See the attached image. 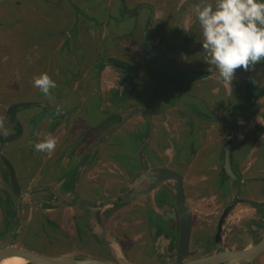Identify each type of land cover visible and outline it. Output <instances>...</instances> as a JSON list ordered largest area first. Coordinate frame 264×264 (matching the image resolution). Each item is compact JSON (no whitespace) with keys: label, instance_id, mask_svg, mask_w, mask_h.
Wrapping results in <instances>:
<instances>
[{"label":"flooded vegetation","instance_id":"af4514ba","mask_svg":"<svg viewBox=\"0 0 264 264\" xmlns=\"http://www.w3.org/2000/svg\"><path fill=\"white\" fill-rule=\"evenodd\" d=\"M214 1L173 2L177 13L173 12L175 20L167 23L168 31L161 34L162 45L150 42V27L147 30L146 27L148 13L152 15V10L155 29L168 15L165 1L161 11H157L159 7L145 2L130 4L126 0H95L92 4L95 6L97 2L102 13H91L92 16L86 17L76 10V18L72 14L74 21L71 23L76 22V28L70 25L71 29H66L65 26L58 32L55 30L53 35L51 30L42 29L39 33L35 31L33 38H23L20 34L24 30H14L19 32L23 42L18 45L13 38L11 41L25 50L16 53V58H23L22 63L32 67L34 75L46 70L34 65L39 55L44 53L52 57L53 65L47 71L57 77V87L51 94L52 99L61 101L60 104L71 96L67 81L74 76H58L56 69L59 67L62 72L63 68L70 69L57 60L71 41L68 38L72 37L76 46L72 52L68 49L69 59L77 64L76 69H80L78 73L73 69L72 74L75 77L77 74L81 83H85L82 91L74 96L86 98V102L93 99L99 102L101 113L98 120L92 121L89 109L74 117L78 107H45L40 100L46 97L41 96L43 93L36 90L30 78L23 77L18 66L13 68L11 62L6 63L5 57L0 56V85L4 87L0 89L1 133H18V124L9 121L8 110L16 103H26L16 114L22 126L20 137L15 141L0 142V249L11 243L42 255L92 257L85 251L89 248H85V244L92 243L101 251V259L116 264L124 263L119 258L126 261L128 257L138 258L139 250L143 253L139 257H155L159 264H179L180 210L191 222L188 254L182 261L226 249H244L263 238L264 61L251 71L238 69L231 82L222 80L215 65L208 64L209 57L203 51L202 32L193 10L190 19L187 14L177 15L186 6L191 8ZM143 4L144 7L136 10ZM16 5L21 3L16 2ZM106 9L112 12L107 14ZM106 17L113 22L117 34L100 41L95 32L97 28L90 25H105L99 21ZM92 18L94 24H88ZM124 21L128 22L129 28L117 30L116 25L124 26ZM136 22H139V28L143 27L139 36L132 34ZM65 23L70 24L69 19ZM74 29L75 35L70 34L69 31ZM145 32L150 46L162 50L180 67L205 76L182 81L159 70L157 55L149 52L145 45ZM58 34L61 38L52 40ZM47 37L57 43L36 42ZM107 41L114 45H107ZM105 50L111 54L105 56ZM195 51L201 59H195ZM132 53L144 59L153 70L168 74V86L176 85V81L190 85L194 90L190 101L192 112L182 113L186 106L184 102L181 104L179 100L172 101L159 92L155 93L157 88L160 91V78L144 79L147 77L142 71L144 67L136 62ZM186 59L191 61V67L180 63ZM5 68H9L7 73ZM107 68L115 73L121 88L112 86L105 93L101 92L102 74ZM12 74L16 77L9 78ZM148 84L153 85L152 89H148ZM24 90L26 100L19 99ZM3 95L9 100L3 99ZM4 106L7 108L2 114ZM28 108L36 111L28 112ZM24 114L29 117H26L27 125ZM39 118L45 119L44 123L38 121ZM48 133L58 139L55 151L38 152L35 143ZM128 133L140 141L134 156L118 140ZM24 136L28 141L22 148L19 140ZM122 150L130 160H119L118 153ZM27 158L32 160L30 166L25 164ZM130 162L137 166L132 168ZM8 164L16 174L19 193L13 186ZM166 170L183 180L182 207L178 203V177H169L171 175H166ZM162 172L166 179L162 177L156 188L145 193L155 183V175H162ZM143 192L140 197H130L133 193ZM150 194H153L152 202L148 203ZM138 200L144 201L134 203ZM33 228L43 232L37 236L39 239L47 237L59 243V252L36 250L19 243L22 233ZM151 247L157 250V255L153 254ZM128 248L133 251L132 255ZM263 254L255 259V264L260 262Z\"/></svg>","mask_w":264,"mask_h":264},{"label":"rangeland","instance_id":"374dc122","mask_svg":"<svg viewBox=\"0 0 264 264\" xmlns=\"http://www.w3.org/2000/svg\"><path fill=\"white\" fill-rule=\"evenodd\" d=\"M35 1L36 2H33V0H0V56L5 57L6 63L11 62L10 65L13 66V68L18 66L19 71L21 72L22 76L30 78V82H32V83H33V77L37 76V75H34V71H33L32 67H30L27 63L26 64L22 63L23 58H20V59L16 58V57H18L16 55V53H18L19 51H21L23 53V52H25V50L19 49L16 46L17 44L16 45L14 44V41L17 42L18 45L22 44L23 38H28L29 36H31V38H33L36 35L35 31H37L39 33V31H41L42 29L43 30H51L50 34L53 35L55 33V30H56V32H58V31L62 30L63 28H65V26H67L66 29H71V27L76 28V26L74 27V25H76V22H74L73 24H71V23L74 21L73 20L74 17H72V14H73V16L77 15V11L69 5L67 0H35ZM93 1H95V0H93ZM93 1H91V0H72L73 4L78 8V12L81 15L86 16V17H89V15L92 16L91 13L93 15L94 14L97 15L100 12L102 13V11H103L100 9L101 6H99L97 4V2L94 3L95 4V6H94L92 4ZM126 1L129 2L130 4H140V3H144V2L149 3V4H153L157 7H159V8H156L157 11L158 10L161 11V7L164 6L165 4H167L166 6L168 8V15L163 17L165 19L160 21L159 26H157L155 29V24H152V22H153V10H152V15L150 13H148L149 22H148V25L146 27V30H147V28L150 27L149 34H148L150 42L153 44L162 45L160 43L161 42L160 38L163 37L161 34L166 33L168 31L167 23L175 20V16H174L173 12L175 11L177 13V10L175 9L173 2H175V1L177 2L179 0H174V1L173 0H126ZM163 1H165V4L163 3ZM16 2H20L21 5L20 6L16 5ZM214 3H215V1L213 2V4ZM140 6L136 10H139ZM86 8L88 9V11L86 10ZM193 8H194V6L191 8H189V6H186L183 9V11L179 10L178 12H180L181 14H177V15L187 14L188 18L190 19L193 17V14H192V13H194V12H192ZM145 10L146 11L148 10L147 12H150V9L145 8ZM110 12H112L111 9H110ZM110 12L106 9L107 14H109ZM190 12H192V13H190ZM162 13H163V11L160 14H162ZM75 18H76V16H75ZM67 19H69L70 24L65 23V20H67ZM107 19H108V17L103 18V19L100 18L99 22H101V24L103 22L106 23L105 25H100V26L94 24L93 18H92V21L87 22L88 24H94V26L90 25V26H92L91 28H94V27L97 28V29H95L96 30L95 32H96V35H98L100 41L108 40V37L112 38L117 34V31L114 29L113 22L108 21ZM87 20H89V18H87ZM189 23H190V21L188 22V24ZM122 24H124V26L117 24L116 29L117 30H123V29L126 30L129 28V26H127V24H128L127 21L122 22ZM70 25H71V27H69ZM139 27H140L139 22L134 23L135 31H133L132 34L137 33V35L139 36V33L142 31V28H143V27H141V28H139ZM14 30H18V31L24 30L22 32V34H20L21 37H23V38H20L19 32H14ZM131 30H133V29H131ZM69 32H71L70 34L73 33V35H75L76 31L74 29V30H70ZM50 34H47V35H50ZM158 34H160V35H158ZM58 35L59 36H55L53 38L51 37L52 40H55L57 37L61 38V34H58ZM11 38H13L14 41H11ZM47 39H49V37L38 39L36 42H40V44H44V43L50 44L52 41L47 40ZM68 39L71 41L66 44L64 52L62 54L58 55L57 61L59 62L60 65L65 66L67 69H70V70L66 71V69L63 68V72H62V69H60V67H59L58 69H56L57 70L56 74L58 76H60V74H62L63 78H68V75L74 76L73 78L70 77L71 81H67L68 87H69L68 94H70V93H72V94H71V96H69L64 101L63 104H60L61 101H58L56 99H46V98H43V100H40V103L45 105V107H48V105H53L55 107L58 106V108L63 106V108H65V109H71V108L78 107L79 109L76 110L74 117H77L78 113L83 114V113H85L86 109H89V111H90L89 119L92 121L98 120L99 117H97V116L101 113L100 107H99V102H96L94 99L90 100L89 102H86V100H87L86 98L83 100V98H80V97L76 98L74 96L76 93L82 91L85 83H81V78L77 74H76V77L74 74H72V73H74L73 69H76L77 64L74 61H72L71 59H69V57H70L69 52H72L75 49L76 44L74 43L75 41L73 40L72 37H70ZM111 42L109 43L107 41L106 44L107 45L110 44V46L114 45L113 43L111 45ZM56 43L57 42H52V44H56ZM26 45H29V44L27 43ZM68 49H69V52H68ZM197 49H198V47L196 46L195 50H197ZM82 52H83V49H82ZM117 53H118L117 55L120 56V53L119 52H117ZM109 54H111V53H109L108 51L105 50L104 55L108 56ZM193 54H196V51ZM131 56L136 57V59H137L136 62H139V64L143 65L144 69H142V71L144 74L147 75V77L144 79L154 80L155 78L156 79L160 78V80L162 82V84L159 87L160 91L157 88L155 93L159 92L160 95H162L164 97H168V99L172 100V101L179 100L181 104H182V102H184L186 106H185V109L183 110L182 113L192 112L191 110H193V108H191V106H190V101L194 96V90L190 87V85H188L186 83H179L176 81V82H174V83H176V85L173 84L171 86H168V81H170V76L168 74L153 70L152 67L148 63H146L144 61V59H142L137 54L132 53ZM121 57H124V56L122 55ZM116 58H120V57H116ZM195 59H197V60L201 59L200 55L196 54ZM180 63L188 65L190 67L192 66L191 61H189V59H186L184 61H180ZM32 65H33V63H32ZM34 65L46 69L43 72L48 73L47 69L52 67V65H53L52 57L48 54L42 53L39 55V60H35ZM5 70L7 73L9 68H5ZM82 70H84V69H82ZM77 71L79 72L80 69L75 70V72H77ZM32 73H33V75L30 76V74H32ZM49 75L51 76L52 72H50ZM140 75L142 76V73H140ZM15 77H16V74H14V75L12 74L9 76V78H15ZM102 77L103 78H102V90H101V92H105V93L109 92V89L112 88V86H118L119 88H121V84L119 82V79L117 78L115 73L112 70H110V68H107L104 70ZM51 78L54 80H57V77L55 75L51 76ZM143 85H144V81L142 82V86ZM88 87H89V85H88ZM152 87H153L152 84H148L149 90L152 89ZM0 89L3 90L4 87L0 85ZM144 89H145V86H144ZM36 90H39V89L36 88ZM51 91L55 92L54 89H51ZM96 92H98V91H96ZM88 93H91V91H89ZM41 96H44V95L42 94ZM2 97H3V99L5 98V99L9 100L7 98L8 97L7 95H3ZM26 97H27L26 92L24 90L20 93L18 98L26 100V99H24ZM44 99H46V100H44ZM106 103H107V101H106ZM103 105H104V103L102 104V107H103ZM6 108H7V106H4V110L2 111V114H4ZM34 110H35V108H31V109L28 108L27 111L32 112ZM38 111H39V109H38ZM26 117H28V116L26 114H24L25 123L27 125L29 117H28V119H26ZM44 120L45 119H43L42 122ZM42 122H41V124H42ZM70 124H72L71 121H70ZM147 131H148V133H147V135H148L149 129H147ZM27 138H26V136L21 138L19 140V142H20L19 146H21L22 148L25 147V143L28 141ZM118 140L124 146L125 149H127L128 151H132L133 156H134L135 152H138V149L140 146V141H138L136 139V136L134 134L131 135V133H128L124 137L120 136ZM118 158H119V160H130V158H128L126 156L125 150H122L121 153H118ZM27 159L28 160H26L25 164L30 166L32 164V160H30V158H27ZM129 166H131L132 168L133 167L135 168L137 165L130 162ZM24 170H25V167H24ZM152 195L153 194H150L147 196L148 203L152 202ZM143 201L144 200H138L134 203L142 204ZM21 233H22V230H20L19 235H21ZM40 234H43V232L38 230L37 228H33L32 230H26L22 233L21 240L19 241V243H23L26 246L28 245V247H30L32 249L35 248L36 250H44V251H49V252H54V251L59 252V249L61 247V245L59 243L52 241L47 237H45L44 240H43V238L39 239L37 236H39ZM82 242H84V241L82 240ZM85 245H86L85 248L89 247V248L85 249V251L87 252L86 254H88L92 257H99V259H101L103 257V256H101L102 254L100 255L101 251L97 250V247L93 246L92 243H86ZM58 247H59V249H58ZM141 248L144 249V246H142ZM61 249H64V248H61ZM151 249L154 251L153 254L157 255V253H156L157 250L153 249L152 247H151ZM128 250H129V254L132 255L133 251L130 248H128ZM141 254H143V253L139 250V252H137V254H136V256L138 258L134 257L133 259H131L132 257H128L127 258L128 261L130 259L132 260L129 263H128V261L124 260L123 258H119V259L122 262H124L123 264H159L158 260L155 257L153 259H147L144 256L139 257ZM113 257L116 258L115 255H113ZM256 264H264V254H263L260 262H258Z\"/></svg>","mask_w":264,"mask_h":264},{"label":"clouds","instance_id":"9594fccd","mask_svg":"<svg viewBox=\"0 0 264 264\" xmlns=\"http://www.w3.org/2000/svg\"><path fill=\"white\" fill-rule=\"evenodd\" d=\"M193 12L200 25L208 64L215 65L222 80L231 82L238 69L251 71L264 61V0H215L214 4H196ZM33 86L52 99L51 89L57 84L43 72L33 77ZM57 143L58 139L48 133L35 143V149L52 153Z\"/></svg>","mask_w":264,"mask_h":264},{"label":"water","instance_id":"95a60500","mask_svg":"<svg viewBox=\"0 0 264 264\" xmlns=\"http://www.w3.org/2000/svg\"><path fill=\"white\" fill-rule=\"evenodd\" d=\"M67 1L75 10L78 11V8L73 4L72 0H67ZM140 7H144V4L141 5ZM144 41L147 50L157 55V68L159 70L168 72L172 74L177 80H182V81H191L205 76V74L203 73L193 72L180 67L179 65L172 62L162 50L150 46L147 41L146 32L144 35ZM25 104L26 103H16L9 108L8 110L9 121L16 122L18 124L19 131L18 133L11 135H6L0 132L1 143L15 141L20 137V134L22 132V126L16 119V114L18 108ZM47 115H45L44 117H46ZM41 120L42 118L38 119V121ZM8 166L10 167V171L12 175V183L15 188V191L19 193L20 186L16 179V174L13 171L10 164H8ZM163 173L164 172H162V175L159 174L155 175L156 178L155 183L145 193L150 192L151 190L156 188V186L162 181L163 178L166 179V175L168 176L171 175L169 177H178V188H179L178 203H179V207H182L184 205V188H183L182 178L178 176L176 173L169 170H166L165 176H163ZM142 195H144V192L133 193L130 195V197L137 198ZM180 213L182 216L181 218L182 225H181V238L179 243V264H255V259L264 252V236H263V238L258 243L246 247L244 249H240V250L226 249L201 258H197L189 261H182V258L188 254L190 235H191V222L189 219L186 220L184 218L182 210H180ZM226 214L227 213H225V216ZM14 256L22 257L27 261V263H31V264H116L111 261H107L99 258H92V257L42 255L33 252L31 250L16 247L11 243H8L7 245L1 247L0 262H2L6 258H10Z\"/></svg>","mask_w":264,"mask_h":264},{"label":"bare ground","instance_id":"6f19581e","mask_svg":"<svg viewBox=\"0 0 264 264\" xmlns=\"http://www.w3.org/2000/svg\"><path fill=\"white\" fill-rule=\"evenodd\" d=\"M0 264H27V261L22 257H10L4 259Z\"/></svg>","mask_w":264,"mask_h":264}]
</instances>
